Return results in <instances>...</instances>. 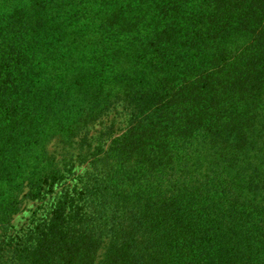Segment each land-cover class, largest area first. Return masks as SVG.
Listing matches in <instances>:
<instances>
[{
	"label": "trees",
	"instance_id": "16d2710c",
	"mask_svg": "<svg viewBox=\"0 0 264 264\" xmlns=\"http://www.w3.org/2000/svg\"><path fill=\"white\" fill-rule=\"evenodd\" d=\"M121 103L55 193L50 140ZM0 264H264V0H0Z\"/></svg>",
	"mask_w": 264,
	"mask_h": 264
},
{
	"label": "rangeland",
	"instance_id": "374dc122",
	"mask_svg": "<svg viewBox=\"0 0 264 264\" xmlns=\"http://www.w3.org/2000/svg\"><path fill=\"white\" fill-rule=\"evenodd\" d=\"M129 112L125 105L117 104L107 115L99 118L76 137L74 142L65 143L60 137L50 140L48 148L55 155L59 165L65 168L67 175L56 187L55 193H61L60 191L67 187L81 186V178L86 179L89 175L87 172L92 170V165L94 166V161L106 158V151L110 148L111 141L127 130L130 120ZM100 165L103 167L101 171H106L104 162ZM40 205L42 208L39 207ZM52 208L51 203L47 206L39 201L25 199L20 212L13 217L15 229L28 227L34 217H39L42 213L53 210Z\"/></svg>",
	"mask_w": 264,
	"mask_h": 264
}]
</instances>
